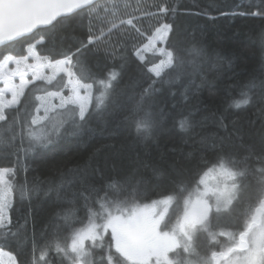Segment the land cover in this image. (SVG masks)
<instances>
[{"label":"snow or ice","instance_id":"snow-or-ice-1","mask_svg":"<svg viewBox=\"0 0 264 264\" xmlns=\"http://www.w3.org/2000/svg\"><path fill=\"white\" fill-rule=\"evenodd\" d=\"M121 2L0 0V46L7 48L11 42L28 35L39 37L27 44L26 55L3 54L0 59V147L17 148L19 141L17 151L27 154L51 143L54 136L65 130L66 124L71 125L73 135L85 128L92 116L90 109L94 107L100 111L106 106L120 74L112 69L105 76H93L81 66L84 50L106 51L116 33L124 34L122 26H131L132 30L144 36V31L138 26L141 17L156 18L150 25V34L145 37V42L135 49V55L150 74L151 82L143 90L141 102L131 110V115L138 135L147 139L153 134L158 115L144 106V98L157 91V83L179 79L185 63L192 61H186L170 44L173 25L163 21L169 13L175 14L174 8L162 3L156 6V12L141 10V15L136 16L122 11ZM123 4L126 9L127 0H123ZM82 14L89 17L86 40H81L74 51L68 48L56 52V37L52 30ZM250 14L264 18V12ZM49 33H52L53 50L48 55H41L37 46L49 42ZM260 39L264 45V34ZM149 50L157 57L156 60H147ZM191 52L199 55L195 48ZM112 54L115 55V48ZM49 86L55 90H49ZM196 87L199 89L200 86ZM94 88L99 96L94 97ZM29 95L34 101L31 106L35 114L29 111ZM222 103L224 111L231 110L236 115L249 108L256 109L254 115L259 121L257 135L261 144L259 153L250 151L241 161L234 150H226V146L242 134L243 126L240 120L225 122L227 117L221 115L216 121L217 131L211 136H202L199 141L201 145L211 144L216 154L215 163L197 173L199 179L193 189L195 199L192 193L182 197L183 211L176 214L174 220L169 208L186 191L183 184L177 185L174 194L141 207L136 202L140 181L132 184L135 174L125 178L110 177L109 182L100 188L89 186L73 192L74 197L78 195L83 200L86 226L74 229L70 243L63 245L56 239L38 246L33 236L30 264H53L50 259L52 252L59 264H193L194 256L198 257L197 264H264V197L238 233L211 231L213 211L216 215L231 211L249 172L247 165L253 159L262 165L251 170L259 173L258 184L264 192V79L259 82L252 79L238 85V95L229 93ZM256 123V120L248 121L250 128H255ZM174 124L180 133L192 137L195 124L190 112L179 113ZM25 140L27 148L24 147ZM190 156L191 153L185 159ZM241 163L245 166L240 167ZM15 171L14 168H0V264H4L5 257L7 264H17L16 255L6 251L4 246L16 244L21 233L26 231L27 218L24 224H20L12 217L17 192L22 202L38 190L35 184L30 187L27 181L17 186ZM153 171L159 172L158 169ZM217 171L225 180L222 185L209 187L206 178ZM86 180L83 169H70L66 178L61 173L55 189L59 193L67 186ZM201 185H204L203 189ZM63 219L67 221V215ZM201 232L208 233L213 243H219L218 236L227 237L229 243L219 252L212 251L210 257H199L196 248Z\"/></svg>","mask_w":264,"mask_h":264},{"label":"trees","instance_id":"trees-1","mask_svg":"<svg viewBox=\"0 0 264 264\" xmlns=\"http://www.w3.org/2000/svg\"><path fill=\"white\" fill-rule=\"evenodd\" d=\"M148 1L127 0L125 9L122 0L121 8L136 16L141 15V10L156 12V6L162 3L174 8L175 14L169 13L163 21L173 25L170 44L186 61H192L185 63L179 79L157 83V91L144 98V106L158 115L150 137L145 139L137 134L131 115V110L141 102L143 90L151 81L150 74L135 55V49L145 42V38L130 26L123 35L118 32L113 36L106 51L86 49L80 58L81 66L95 77L105 76L112 69L120 74L106 106L100 111L94 107L90 109L92 116L85 128L73 135L71 125L66 124V131L54 136L51 143L27 154L17 151L19 141L17 148L0 147V168L16 170L14 182L17 186L27 181L30 187L35 184L38 188L22 202L17 192L12 217L20 224H24L27 218L26 231L21 233L16 244L4 247L16 255L18 264H30L33 236L38 246L56 239L62 245L70 243L72 231L87 224L83 200L78 195L74 197L73 192L89 186L100 188L109 182L110 177L125 178L135 174L132 184L140 181L136 194L139 205L172 195L177 185L183 184L186 191L173 206V212L180 210L182 197H187L196 187L197 173L215 163L216 154L211 144L201 145L199 141L202 136H211L217 131L216 121L221 115L227 117L225 122L240 120L243 126L242 134L235 137L226 150H234L241 161L248 152L261 151L257 135L259 121L254 115L256 109L249 108L236 115L231 110L224 111L222 102L229 93L238 95V85L252 79L257 82L264 79V45L260 39L264 34V18L250 14L264 12V0ZM155 19L141 18L138 26L144 34H150V25L155 23ZM88 28L89 17L85 14L58 25L52 30L56 37L55 51L68 48L74 51L81 40H86ZM51 36L49 33V42L37 46L41 55H48L53 50ZM37 38L29 35L11 42L7 48L1 46L0 59L3 54L26 55L27 44ZM113 48L115 55L112 54ZM193 48L199 55L191 52ZM156 59V56L149 55L147 60ZM37 84L43 86L41 82ZM49 90L55 88L49 86ZM96 96L99 93L94 88ZM33 103L29 95V111L35 114ZM95 103L94 98L93 105ZM181 112L192 114L195 127L191 138L180 133L174 124ZM250 119L257 121L255 128L249 127ZM27 146L25 140L24 147ZM189 153L190 158L185 159ZM244 166L240 164V167ZM247 166L249 172L231 211L222 213L223 221L217 219L220 216L215 212L212 214L214 233L223 228L238 233L260 206L264 192L258 184L259 173H253L251 169L262 165L253 159ZM77 168L86 172V182L67 186L58 193L55 185L60 182L61 173L66 178L70 169ZM153 169L159 172L155 173ZM65 215L67 221L63 219ZM50 259L53 264H59L54 252L50 253Z\"/></svg>","mask_w":264,"mask_h":264},{"label":"rangeland","instance_id":"rangeland-1","mask_svg":"<svg viewBox=\"0 0 264 264\" xmlns=\"http://www.w3.org/2000/svg\"><path fill=\"white\" fill-rule=\"evenodd\" d=\"M152 1H153V0H149L148 2L153 3ZM141 18H142V17H141ZM122 27H123V30L126 31V29H127L128 27H130V26H122ZM141 30H142V28H141ZM146 36H147V35L144 34L143 37L145 38ZM140 46H141V45H139L138 47H140ZM158 46H159V47H164L165 45H158ZM138 47H137V48H138ZM149 55H152V54L150 53V50H149V54L147 55V59H148V56H149ZM30 62H31V61H30ZM9 67H10V68H11V67H14V65H9ZM46 71H48V70H46ZM29 78H30V77H29ZM17 82H18V81H17ZM0 86H2V85H0ZM65 94H66V93H65ZM41 115H42V112H41ZM224 180H225V178H224L223 176H221L220 173L217 171V172H214V173H210V174H209V176L206 178V183L209 185V187H213V186H216V185H218V184L222 185V183L224 182ZM200 187H201V189H203L204 185H201ZM240 192H241V190H240V191L238 192V194H237V199H238V197H239V195H240ZM192 194H193V199H195V194H194V192H192ZM162 198H163V197H162ZM162 198H160V199H156V200H154V201L161 200ZM237 199H236V200H237ZM178 200H179V199H177V201L174 202L173 205L169 208V214L172 216V219H173V220L175 219V215H176V214H180V213H182L183 208H184V202H183V200H182L181 209H180V210H177V211H175V212H173V206H174L176 203H178ZM236 200H234L233 204L235 203ZM152 202H153V201H151V202H149V203H146V204H141L140 206L143 207V206H146V205H151ZM232 207H233V206H232ZM159 210H160V209L158 208L157 211H159ZM213 212H214V211H213ZM222 213H225V212H221V213L219 214L220 217H217V219H218L219 221H223ZM217 223H218V222H217ZM214 224H215V223L213 222V224H212V226H211V231H212V232H214V230H213V226H214ZM221 231L231 232L229 228H228V229L223 228ZM217 240L219 241V243H213V242L210 240V238H209V236H208V233H205V232H201V233H199V238H198V241H197V248H196V252L198 253V256H199V257H210L212 251H217V252H219V251L223 250V248H224L225 246H227V244L229 243L227 237H219V238H217ZM192 259H193V264H197L198 257L194 256V257H192ZM4 264H7V258H6V257L4 258ZM17 264H18V263H17ZM213 264H214V262H213Z\"/></svg>","mask_w":264,"mask_h":264},{"label":"water","instance_id":"water-1","mask_svg":"<svg viewBox=\"0 0 264 264\" xmlns=\"http://www.w3.org/2000/svg\"><path fill=\"white\" fill-rule=\"evenodd\" d=\"M29 36V35H28ZM21 38H23V37H21ZM21 38H18V39H21ZM1 47V46H0Z\"/></svg>","mask_w":264,"mask_h":264}]
</instances>
